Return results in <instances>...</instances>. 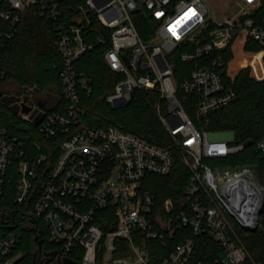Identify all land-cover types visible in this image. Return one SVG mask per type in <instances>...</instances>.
<instances>
[{"label":"built area","instance_id":"obj_1","mask_svg":"<svg viewBox=\"0 0 264 264\" xmlns=\"http://www.w3.org/2000/svg\"><path fill=\"white\" fill-rule=\"evenodd\" d=\"M221 1L228 2L226 10L213 16L206 0H0L6 8L0 20L8 25L0 28V40L13 35L29 8L56 24L59 109L42 111L36 126L46 139L58 133L63 137L51 163L43 154L19 161L15 195L21 204L32 200L30 213L55 246L56 263L74 255L80 264H259L251 260L238 233L241 225H257L260 193L255 177L246 169L221 171V163H207L237 153L242 145H232L233 136L198 130L191 118H205L236 99L212 69L215 61L202 59L224 49L235 34L242 42L264 46L261 0ZM65 7L70 9L66 18ZM138 23L147 38L140 36ZM93 45L105 48L103 61L119 76L105 101L122 107L136 90L155 91L163 106L157 103L154 109L169 147L112 124L92 125L82 119L80 94L90 89L77 75L75 62ZM179 49L180 60L194 64L188 77L177 82L169 58ZM39 99L44 100L34 98L35 105ZM22 104L29 106L20 101L19 111ZM54 106L55 100L45 105ZM32 110L20 111V116L38 118H30ZM256 149L264 155V135ZM12 153L1 132L0 192ZM176 161L189 172L184 208L174 211L169 198L157 208L153 195L143 189L144 177L164 176ZM177 231L179 242L161 257L150 242L164 244ZM202 235L220 254L193 261L195 239ZM18 240L15 233L0 236V264H15Z\"/></svg>","mask_w":264,"mask_h":264},{"label":"trees","instance_id":"obj_2","mask_svg":"<svg viewBox=\"0 0 264 264\" xmlns=\"http://www.w3.org/2000/svg\"><path fill=\"white\" fill-rule=\"evenodd\" d=\"M68 8L65 7L62 17H67L70 12ZM4 9V4L0 2V11ZM259 12L264 13V0H261ZM0 28L8 29V25L0 20ZM137 28L142 38L148 37L141 23H138ZM55 32L56 24L51 19L40 15L37 8H29L21 15L13 35L0 40L2 96L14 91L18 94L17 89L22 87L32 88L36 93L50 92L55 106L41 110L48 113L59 109V101L55 97L60 91L61 58L54 45ZM89 38L92 39V36ZM104 50L102 46L93 45L75 62L77 75L86 80L90 89V93L80 94V103L85 110L82 119L92 125L112 124L139 134L152 144L169 147L170 138L155 113L157 103L163 106L155 91L136 90L130 101L122 107H112L105 101L119 76L106 67ZM181 51H175L169 58L177 82L188 77L194 64L193 61H181L178 57ZM207 59L215 61L212 69L220 76L222 83L235 92L236 99L205 118H191L198 130L209 133L231 132V144L242 145L237 153L217 161L208 159L207 163L212 165L218 162L230 170L248 169L264 189V155L256 149V142L264 135V46L256 42H242L240 35L235 34L224 49L210 54L202 62ZM6 88L12 91L5 93ZM41 116L32 121L25 120L18 115L16 106L7 107L0 102V133L11 142L13 149L1 184L0 236L15 233L19 237L13 253H20V257L15 264H32L39 255L42 257L45 252L55 250V246L47 240L44 225L30 213L32 200L22 204L15 200L19 161L43 154L47 155L51 163L57 153V144L63 137L58 133L54 138L46 139L39 134L36 123ZM188 177V170L176 161L164 176L146 174L143 189L153 195L157 208L169 198L174 211H178L184 208V188ZM34 231L41 242L40 248L34 240ZM238 233L251 260L264 264V213L259 217L256 230H239ZM179 240L180 232L177 231L166 243L151 241L150 245L164 257ZM213 253L219 255L220 251L208 236L202 235L195 239L193 261L209 259ZM73 256L70 255V258L80 264Z\"/></svg>","mask_w":264,"mask_h":264},{"label":"rangeland","instance_id":"obj_3","mask_svg":"<svg viewBox=\"0 0 264 264\" xmlns=\"http://www.w3.org/2000/svg\"><path fill=\"white\" fill-rule=\"evenodd\" d=\"M206 2L208 3L210 9H211V13L213 14V16H218L220 15V13H223L227 7V4L228 2H220V0H206ZM224 3V4H223ZM225 9V10H224ZM232 11H230L231 13ZM233 13H234V10H233ZM19 91L18 94L14 92L8 94V95H3L1 98H0V102L2 104H5V106L9 107H14L16 106L18 108V115L20 116V111H19V106H18V103L20 101H23L24 103L28 104L29 106L33 107V110L31 112V115H30V118H32L34 115H41L42 114V110L41 108L37 107L34 103V98L36 97H39V98H42V99H46L48 103H50L51 101H53V94L50 93V92H45V93H34V91H28L25 87H22L21 89H17ZM211 136H217V137H221V138H226V137H231L233 136L231 132H217V133H211L210 134ZM210 166H217V164H210ZM219 169L221 171H225V170H228L230 171V169L228 168H224L222 165L219 166ZM243 170V169H241ZM247 171H249L250 173H252V171L246 169ZM254 176V175H253ZM257 182V181H256ZM259 226V218H258V221H257V228ZM256 228V229H257ZM48 240V239H47ZM19 254V257H20V253ZM18 257V258H19ZM98 264H101V263H98Z\"/></svg>","mask_w":264,"mask_h":264},{"label":"water","instance_id":"obj_4","mask_svg":"<svg viewBox=\"0 0 264 264\" xmlns=\"http://www.w3.org/2000/svg\"><path fill=\"white\" fill-rule=\"evenodd\" d=\"M1 96H2V92L0 91V97ZM46 103H47L46 99L45 100L39 99V100H37L36 105L39 108H44ZM30 110H31V107L23 105V104L21 105V110H20L21 113L27 114V113H29ZM253 183L255 185L256 191L260 193V204H259L257 211H256V216H257V218H259L260 215H262L264 212V189L259 187V185L257 184V182L255 180H253ZM256 226L257 225L252 226L249 224L248 225L244 224V225H241V229L245 232H252V231L256 230V228H257ZM34 233H35L34 240L37 243L38 248H40L41 242L38 240V235L36 234V231H34ZM56 255H57V253L55 250L50 251V252L45 254V256H50V258H54ZM32 264H34V260L32 261ZM57 264H78V263L73 261V260H70V259H63L61 262H59Z\"/></svg>","mask_w":264,"mask_h":264},{"label":"flooded vegetation","instance_id":"obj_5","mask_svg":"<svg viewBox=\"0 0 264 264\" xmlns=\"http://www.w3.org/2000/svg\"><path fill=\"white\" fill-rule=\"evenodd\" d=\"M12 90L10 88H6L5 93L7 92H11ZM35 102H37V100H35ZM46 254V252H45ZM45 254H43L42 257H40V255L37 257L36 261H34V264H54L55 263V259L54 258H50V256H45Z\"/></svg>","mask_w":264,"mask_h":264},{"label":"bare ground","instance_id":"obj_6","mask_svg":"<svg viewBox=\"0 0 264 264\" xmlns=\"http://www.w3.org/2000/svg\"><path fill=\"white\" fill-rule=\"evenodd\" d=\"M247 189H248V187H246V188L243 189L245 191V193H244L245 194V197L247 196V194H249V190H247ZM249 215H251V209H250Z\"/></svg>","mask_w":264,"mask_h":264}]
</instances>
